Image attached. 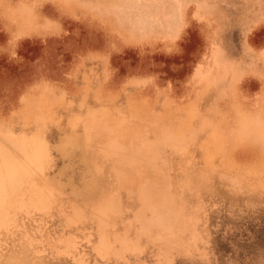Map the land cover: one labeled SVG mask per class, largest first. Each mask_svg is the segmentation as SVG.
<instances>
[{
	"label": "rangeland",
	"instance_id": "1",
	"mask_svg": "<svg viewBox=\"0 0 264 264\" xmlns=\"http://www.w3.org/2000/svg\"><path fill=\"white\" fill-rule=\"evenodd\" d=\"M1 133L44 156L0 264H264V0H0Z\"/></svg>",
	"mask_w": 264,
	"mask_h": 264
},
{
	"label": "bare ground",
	"instance_id": "2",
	"mask_svg": "<svg viewBox=\"0 0 264 264\" xmlns=\"http://www.w3.org/2000/svg\"><path fill=\"white\" fill-rule=\"evenodd\" d=\"M107 131H110L112 134L115 133L114 129L111 127H108ZM117 138L118 137H116V136L112 137V139L109 142V147L112 149L113 154L121 155L122 158H128V161H129L128 167L122 171V174H124L127 177L131 172L130 170H132V172H134V174H136V175L142 174L141 170L137 168V165L140 162L137 163L135 161V158H134V155L137 153L139 154V156H141L140 158L144 157V155H141L142 150L140 149V150L132 152L131 156L127 155L125 149L122 148L119 145V143L117 142ZM28 143L29 142L26 139H17V138H13L9 135H4L2 133L0 134V224H2L8 217L9 211L7 210L6 205L8 204L9 206H12V204L15 202L14 200H11V201L4 200V196L7 193L16 190L25 182V180H26L25 178H27V175H28V174H26V172H27V170L25 169L26 166H28V168H29V166H31L32 168H39V166H40L39 163L43 160L44 154H43V150H42L43 146L41 148V143L36 142L33 145H30ZM129 143L131 144V148H132L134 146V141L131 138L129 140ZM149 148H150L149 145L145 146L146 151L147 150L149 151ZM111 149H110V152H111ZM143 150H144V147H143ZM153 151H154V149H152V151H151L152 154H153ZM156 155H157V153H156ZM156 155L154 154L155 157H151L153 155L148 156V158L151 161L150 163L152 165H155L154 162H155V159L157 157ZM142 162H144V161H141V163ZM152 168H150L151 174L154 176V178L156 180H159L162 184H164L165 180H166L164 178V176L160 172L155 171L154 168L152 170ZM25 170H26V172H25ZM31 189L35 190L34 188H31ZM153 189H154V181L153 182L150 181L147 185H145L141 189L142 190L141 198L143 200L144 206L151 209L154 220H158L159 222L164 220V222H166L165 217L168 215L166 210L163 207L161 209L158 208L161 206L160 205L161 203L160 204L152 203V201L156 202V196L151 194V191H153ZM35 194H37V193H35ZM106 197L107 196H105V202L107 199ZM108 197H109V199H110V197L112 198L109 201H113L112 196H108ZM153 197H155V198H153ZM34 201L35 202L33 204L36 207H42L43 198H41L40 196H36V199H34ZM109 201H107V202H109ZM105 202L103 201V204L101 205V207H103V208L102 209L99 208V210H102L99 214H100V217H102V219L105 220V222H107L108 214L106 216L105 211H104V208H106V206H107ZM162 203H164V202H162ZM165 203H164V205H165ZM117 205L118 204H116V206ZM108 206H110V205L108 204ZM117 208L118 207H116V209ZM109 209H108V211H109ZM105 210H107V208ZM110 211H112V210H110ZM114 213H116V211ZM168 217H169V215H168ZM165 224H163V225L165 226ZM100 238H101L100 244L97 247V251L103 252L104 250L107 249V246H108L107 237L104 235L103 231L100 234ZM120 242L123 245H126L124 239H121Z\"/></svg>",
	"mask_w": 264,
	"mask_h": 264
}]
</instances>
